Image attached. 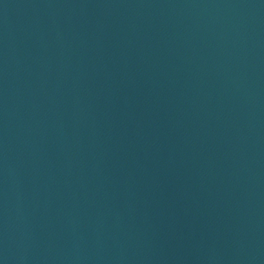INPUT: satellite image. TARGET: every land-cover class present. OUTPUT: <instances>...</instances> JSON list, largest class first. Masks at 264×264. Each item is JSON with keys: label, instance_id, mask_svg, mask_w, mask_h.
<instances>
[{"label": "water", "instance_id": "obj_1", "mask_svg": "<svg viewBox=\"0 0 264 264\" xmlns=\"http://www.w3.org/2000/svg\"><path fill=\"white\" fill-rule=\"evenodd\" d=\"M0 264H264V0H0Z\"/></svg>", "mask_w": 264, "mask_h": 264}]
</instances>
